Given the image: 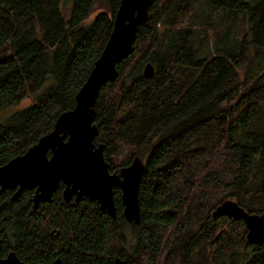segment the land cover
I'll return each mask as SVG.
<instances>
[{"label":"trees","instance_id":"1","mask_svg":"<svg viewBox=\"0 0 264 264\" xmlns=\"http://www.w3.org/2000/svg\"><path fill=\"white\" fill-rule=\"evenodd\" d=\"M94 2L70 0L65 15L60 0H0V112L28 100L0 122V165L74 107L120 0L83 25ZM147 10L131 54L100 89L93 120L110 172L135 156L144 163L139 222L124 219L118 187L114 217L86 197L64 202L62 184L36 208L31 190L13 200L4 189L1 256L11 248L29 264H264V243L245 240L242 220L210 216L225 199L264 212V0H153ZM206 21L205 31L193 28ZM147 62L151 78L139 73Z\"/></svg>","mask_w":264,"mask_h":264},{"label":"water","instance_id":"2","mask_svg":"<svg viewBox=\"0 0 264 264\" xmlns=\"http://www.w3.org/2000/svg\"><path fill=\"white\" fill-rule=\"evenodd\" d=\"M153 0H120L115 10L110 36L93 63L85 82L77 90L74 107L56 117L52 130L42 135L36 143L24 152L12 157L0 165V190L16 188L14 200L26 188L37 186L32 196V206L48 202L51 194L64 184L63 199L75 201L86 197L96 200L98 207L111 217L115 216L113 188L121 190L123 216L128 222H139L138 188L145 170L144 163L135 156L128 166L119 172H110L105 161L103 145L95 144L98 129L93 122L95 103L99 89L113 81L117 75L116 65L124 61L133 49L137 28L148 18V8ZM155 74L154 65L144 64L142 75L147 78ZM212 218L226 216L233 220H242L247 229L245 240L252 244L264 243V212L248 213L232 199L218 204ZM220 233L215 237L218 239ZM0 264H28L22 262L15 251L0 257ZM47 264H63L55 258ZM114 264H124L120 258H114Z\"/></svg>","mask_w":264,"mask_h":264},{"label":"rangeland","instance_id":"3","mask_svg":"<svg viewBox=\"0 0 264 264\" xmlns=\"http://www.w3.org/2000/svg\"><path fill=\"white\" fill-rule=\"evenodd\" d=\"M61 1V7H62V10H63V14L65 15H68L70 13V0H60ZM248 2H250L251 0H247ZM99 12H108V5H107V0H95L91 10L88 12V16L86 17V19L83 21V25H86V24H89L90 22H92V20L95 18V16L99 13ZM236 15L238 16V19L239 18H242V14H239V13H236ZM210 21V20H209ZM212 22V21H211ZM207 21L202 24V23H195L193 24V28H197V30H203L205 31L206 30V27H208V25L206 24ZM248 25V24H247ZM218 25L214 22H212V26L210 27L209 29V33L211 36L213 35L212 33L214 32L215 30V27H217ZM170 32V29L168 31V33ZM230 44V42L227 40H225V43H224V47L227 48L229 47L228 45ZM213 52L215 51L214 47H211L210 48ZM131 54V53H130ZM144 66V65H143ZM142 66V68H143ZM142 68L139 69V73H142ZM155 68V67H154ZM116 77V76H115ZM53 76L51 74H48V76L45 78V81L43 82V84L41 85V87L39 88V91H42L44 90L50 83L51 81L53 80L52 79ZM115 80V79H114ZM113 80V81H114ZM112 83V81H110ZM109 83V82H108ZM107 84V83H106ZM105 84V85H106ZM104 85V86H105ZM103 88V86H102ZM100 88V89H102ZM99 89V90H100ZM101 91V90H100ZM100 91H99V94H100ZM28 103V100L26 99H23L22 101H20L19 103L15 104V105H12L10 106L9 108L3 110L2 112H0V122H3L4 119H6L9 115L13 114L16 110H18L19 108L23 107L24 105H26ZM96 144V143H95ZM98 144V143H97ZM226 200V199H225ZM233 200V199H232ZM224 201V200H223ZM234 201V200H233ZM213 211V210H212ZM212 213V212H211ZM233 220V219H232ZM245 227V226H244ZM246 228V227H245ZM222 228L218 229L217 232L215 233V236L214 238L216 237V235L218 233H222ZM123 234L125 236V239L127 240V245L129 246H133L134 243H135V239L132 235V232H131V227L128 223H124L123 225ZM246 232H247V229H246ZM246 232H245V235H246ZM219 239L217 240H214V242H218ZM135 246V245H134Z\"/></svg>","mask_w":264,"mask_h":264},{"label":"flooded vegetation","instance_id":"4","mask_svg":"<svg viewBox=\"0 0 264 264\" xmlns=\"http://www.w3.org/2000/svg\"><path fill=\"white\" fill-rule=\"evenodd\" d=\"M59 184H62V189H61V195H62V191H63V189H64V184L63 183H61V182H59ZM59 184H58V187H59ZM57 187V188H58ZM36 188H37V186H34V188L33 189H29V188H26V189H28V190H31L32 191V196H33V194L35 193V191H36ZM5 189H12L13 190V193L15 192V190H16V188H5ZM25 190V189H24ZM1 191V190H0ZM120 192H121V190H120ZM119 192V193H120ZM13 193H12V195H13ZM22 194V193H21ZM21 194H20V196H21ZM60 195V196H61ZM31 196V197H32ZM62 197V196H61ZM120 197H121V193H120ZM84 198V197H83ZM19 199V196H18V198L16 199V200H18ZM62 199H63V197H62ZM14 200V199H13ZM51 200V199H50ZM81 200V199H80ZM91 200H93V199H91ZM63 201L64 202H66L64 199H63ZM71 201H74V202H77V201H75V199L72 197V198H70V202ZM79 201V200H78ZM96 201V200H95ZM31 202H33L32 201V198H31ZM69 202V201H68ZM97 202V201H96ZM40 203H45V202H40ZM39 203V204H40ZM32 205V204H31ZM33 207V206H32ZM53 233L54 232H52V230H50V234L49 235H53ZM8 242L10 243V246L12 245V243H13V239H8ZM126 242H127V240H126ZM128 244V243H127ZM126 244V249H127V253H131L132 252V250H133V246H129V245H127ZM0 249H1V247H0ZM11 251H15V250H12L11 248H7L6 249V253L4 254V256H1L0 255V257L2 258V257H5L9 252H11ZM16 253V252H15ZM0 254H1V252H0ZM16 255H17V253H16ZM18 256V255H17ZM56 258H60V257H56ZM114 258H118V257H114ZM20 259V258H19ZM55 259V258H54ZM21 260V259H20ZM120 260H122V259H120ZM123 261V260H122ZM23 262V261H22ZM124 262V261H123ZM26 263V262H25ZM50 263V262H49ZM29 264V263H28ZM42 264H47V263H42Z\"/></svg>","mask_w":264,"mask_h":264}]
</instances>
